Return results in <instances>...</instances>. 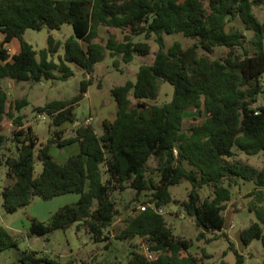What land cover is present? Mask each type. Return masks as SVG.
<instances>
[{"label": "trees", "instance_id": "obj_1", "mask_svg": "<svg viewBox=\"0 0 264 264\" xmlns=\"http://www.w3.org/2000/svg\"><path fill=\"white\" fill-rule=\"evenodd\" d=\"M263 0H0V80L40 81L72 74L66 61L92 74L95 64L108 51L127 63L134 55H147L151 44L136 41L154 35L158 49L151 64H142L134 80L114 85L110 93L116 102L113 119L101 121L103 133L94 125L79 122L68 136L58 129L64 122H75V104L81 100L92 77L80 81L76 95L55 99L34 107L47 113L57 127L40 147L30 125L23 126L19 112L28 104L25 97L10 100L0 83V121L7 116L15 128L12 139L17 155L0 158L12 182L2 187V205L13 212L31 202L33 196L43 200L65 193H77L75 203L54 211L48 219H30L28 236L67 228L74 222L84 225L95 240L108 241L107 231L118 214L112 193L133 190L130 202L151 203L144 210L133 207L123 218L118 239L140 237L143 245L156 256L149 259L141 250H131L126 264H209L191 248V239L173 233L162 212L170 202H177L169 188L183 180L190 183L186 199L181 201L186 213L199 229L197 239L207 232L225 227L223 210L231 198L229 187L237 179L251 180L262 200L264 163L256 170L239 160H229L233 150L246 154L264 152V22L253 11ZM238 18L242 30L228 27ZM68 23L73 34L63 41L49 34L48 46L36 58L33 46L24 40L26 29H58ZM100 26L120 29L121 40L110 33L98 40ZM181 33L193 41L183 45L174 41L165 46L163 34ZM2 35V37H1ZM12 38L20 49L10 53L5 46ZM64 52L57 64L48 59L59 46ZM117 63V59L114 60ZM173 86L172 97L162 104L149 103L159 93V80ZM131 96L134 100L131 99ZM203 104L210 114L197 125L183 128L184 113ZM7 136L0 132V148ZM77 142L79 152L62 163L49 154L51 145L63 147ZM150 157L156 160L158 179L146 176ZM35 158L41 161V172L34 176ZM104 174L106 177H104ZM226 182V183H225ZM209 186L211 195L201 197L200 188ZM148 194V200H141ZM259 201V202H260ZM129 206V204H128ZM127 206V207H128ZM251 208V207H250ZM262 212V207L258 208ZM229 248L235 254L234 264H245L227 233ZM243 244L259 239L264 245L262 226L258 221L240 230ZM17 236L0 223V251L16 246ZM204 257H209L203 249ZM19 264H61L37 251L24 250Z\"/></svg>", "mask_w": 264, "mask_h": 264}, {"label": "rangeland", "instance_id": "obj_2", "mask_svg": "<svg viewBox=\"0 0 264 264\" xmlns=\"http://www.w3.org/2000/svg\"><path fill=\"white\" fill-rule=\"evenodd\" d=\"M253 11L258 19L264 22V0L261 4L254 5ZM228 27L242 30L248 37L252 35V31L245 29L244 25L238 18H233L228 22ZM98 40L104 41L110 33L116 34L118 37L123 36L120 29L109 27H100L98 30ZM51 34L55 40L63 41L65 38L73 34V28L70 24L64 23L58 29L49 30L43 27L41 30L26 29L23 33L25 41L30 43L36 51V58L40 59L39 51L47 48V37ZM2 37V35H1ZM165 46H169L174 41H179L183 45L191 43L193 40L186 38L181 33L163 34ZM134 40H147L151 44V51L147 55H134L130 62H123L119 56L112 57L106 51L103 59L95 64L92 74L86 71L74 62L66 61V65L71 69L72 74L66 78L60 77L61 72L54 69L55 78H43L40 81H15L9 77L0 80L1 86L8 93L10 100L25 97L28 104L19 112L23 115L25 123L30 125L36 134L38 141L36 148L45 143L51 136V132L57 128L52 124L50 116L45 112H38L34 109L48 101L55 99H69L77 94L80 81L83 78L92 77L91 83L88 85L84 97L79 100L74 107L76 122H91L94 127L102 129L101 117L111 119L113 117L112 108H116V102L110 93V88L114 85L124 83L126 80H134L135 73L142 64H151L154 52L158 49V44L154 39V35L146 39L143 35L134 37ZM9 52H15L20 49V42L17 38H12L5 44ZM64 49L61 46L57 48L52 55L49 53L48 59H53L59 64L60 57ZM117 59V63L114 61ZM264 81V74L262 75ZM160 88L156 99H148L149 103L162 104L172 97L173 86L165 80H159ZM131 99L134 98L131 96ZM257 103L264 105V99L259 98ZM112 107V108H111ZM210 111L203 104L197 107H191L184 113L183 128L200 124ZM99 116V117H98ZM11 119L4 116L0 122V132L7 136L3 146L0 148V158L7 155L16 156L17 148L12 139V131L14 124H9ZM62 130L63 136H68L73 132L75 124L72 122L64 123ZM96 129V128H95ZM72 147H57L51 145L48 152L52 157H68ZM235 155L229 160H239L253 166L256 170L260 169L264 163V152L257 154H246L237 147L233 148ZM61 159V158H58ZM156 160L150 157L147 162L146 176L158 179L156 171ZM42 163L35 158L33 175L36 176L41 172ZM7 167L5 163H0V191L6 184L12 182L7 176ZM104 177L106 175L104 174ZM226 183V182H225ZM232 182L229 187L231 198L226 202L223 215L225 217V227L216 232H207L205 237L197 239L199 229L195 226L192 217H190L181 201L186 199L190 189V183L183 180L179 184L169 188L171 195L177 202H170L162 209L167 224L171 227L176 235L184 236L191 239L190 250L197 255L203 262L209 264H234L235 254L229 248V241L225 236L221 235L225 232L233 241L235 247L245 256V264H264V245L259 239H253L249 244L242 243L239 234L243 227L248 226L254 221H258L263 230L264 235V188L261 189L262 200H258V194H249L255 189L254 182L251 180L237 179L236 184ZM201 197L211 195V188L203 186L200 189ZM147 195H142L141 200H148ZM134 192L127 188L123 191H115L112 193L117 206L118 214L113 223L109 227L107 234L108 241L95 240L86 227L79 222H74L67 228H59L52 230L50 233L38 236H28L27 231L30 225V219L36 217L40 220H47L52 212L72 204L71 198L77 197V193H65L57 195L51 199L43 200L38 196H33L31 202L26 206H21L13 212H6L2 205V195L0 194V223L5 226L9 232L19 238L16 246L0 251V264H19L18 258L24 250L37 251L38 255H47L55 259L61 264H126L130 256L131 250H141L143 242L140 237L128 239H118L115 235L123 226V218L130 214L133 207H137L141 203L139 201L130 202ZM260 201V202H259ZM129 204V206H128ZM128 206V207H127ZM262 207V212L258 208ZM251 207V208H250ZM202 249L210 254L204 257Z\"/></svg>", "mask_w": 264, "mask_h": 264}, {"label": "crops", "instance_id": "obj_3", "mask_svg": "<svg viewBox=\"0 0 264 264\" xmlns=\"http://www.w3.org/2000/svg\"><path fill=\"white\" fill-rule=\"evenodd\" d=\"M100 27H102V26H100ZM100 27H99V29H100ZM117 39L118 40H121L122 39V37H118L117 36ZM16 52V51H15ZM11 53V52H10ZM13 53V52H12ZM98 63V62H97ZM96 63V64H97ZM112 108V107H111ZM112 111H113V117L111 118V119H113L114 118V115H115V111H116V108H112ZM20 114V113H19ZM99 117V116H98ZM101 117V121L103 120V119H105V115L103 114L102 116H100ZM3 120V119H2ZM1 120V121H2ZM0 121V122H1ZM12 123V121H10V123L9 124H11ZM64 123H68V122H64ZM63 123V124H64ZM74 123V125L75 124H78V122H73ZM63 124H61V126L60 127H63L64 125ZM28 124L27 123H25L24 122V120H23V126H27ZM65 146H69V147H72V150L70 151V155H72V154H75V153H78L79 152V144L77 143V142H73V143H71V144H68V145H65ZM50 154V153H49ZM70 155H68V156H70ZM58 158H61V159H58ZM66 158L67 157H57V158H55V157H53V159L54 160H56L57 162H60V163H62V162H64L65 160H66ZM78 195V194H77ZM73 201V203H75L76 201H77V199H78V196L77 197H73V198H71ZM237 234H239L240 235V231H238V232H236ZM229 236V235H228ZM239 251V250H238Z\"/></svg>", "mask_w": 264, "mask_h": 264}, {"label": "built area", "instance_id": "obj_4", "mask_svg": "<svg viewBox=\"0 0 264 264\" xmlns=\"http://www.w3.org/2000/svg\"><path fill=\"white\" fill-rule=\"evenodd\" d=\"M86 123H89V122H86ZM154 206V205H152L151 203H148V202H146V203H142V204H140V205H138V208L140 209V210H144L147 206ZM160 212H162V209L163 208H157ZM141 252L142 253H144L149 259H153L155 256H156V254L154 253V252H152V251H150V250H148V248H146V246H144L143 245V247H142V249H141Z\"/></svg>", "mask_w": 264, "mask_h": 264}, {"label": "water", "instance_id": "obj_5", "mask_svg": "<svg viewBox=\"0 0 264 264\" xmlns=\"http://www.w3.org/2000/svg\"><path fill=\"white\" fill-rule=\"evenodd\" d=\"M95 128H96V130H97V134H98V135H101V134L103 133V129L98 128V127H95Z\"/></svg>", "mask_w": 264, "mask_h": 264}]
</instances>
